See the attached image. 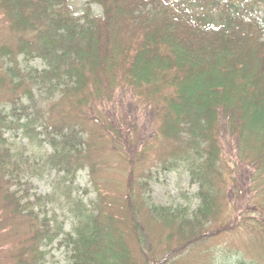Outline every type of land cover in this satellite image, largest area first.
Returning a JSON list of instances; mask_svg holds the SVG:
<instances>
[{
	"label": "trees",
	"instance_id": "obj_1",
	"mask_svg": "<svg viewBox=\"0 0 264 264\" xmlns=\"http://www.w3.org/2000/svg\"><path fill=\"white\" fill-rule=\"evenodd\" d=\"M71 2L0 0L1 209L27 223L11 258L42 264L63 235L65 264H264V0H85L81 15ZM120 92L156 111L162 166L188 174L196 204L154 202L145 155L105 116ZM56 109L82 123L49 124ZM101 139L127 146L120 198L101 177ZM84 168L90 203L73 198ZM52 170L53 194L33 191ZM61 197L70 231L49 215Z\"/></svg>",
	"mask_w": 264,
	"mask_h": 264
},
{
	"label": "rangeland",
	"instance_id": "obj_2",
	"mask_svg": "<svg viewBox=\"0 0 264 264\" xmlns=\"http://www.w3.org/2000/svg\"><path fill=\"white\" fill-rule=\"evenodd\" d=\"M72 7L77 13L81 15L84 10L85 0H71ZM95 11L101 13L102 9L99 6H95ZM6 24L0 23V44L4 42L6 38ZM42 62L38 59L32 61V65L43 67ZM45 113L51 117L52 124L57 127H62L66 123L60 116V110L54 111L45 110ZM105 116L117 123L122 129L125 136L124 140L130 145V151L139 152L140 156L145 155L143 162H146L147 173L143 175L144 178H148L152 185V197L154 202L162 205H188L196 204L195 193L197 192V186L191 182V178L187 173L180 170H168L162 166V160L168 157L170 152V146L166 143L156 144L154 146V134L156 133L160 120L156 111L137 100L131 92H120L115 99L114 103H111L109 110L105 112ZM102 114V121H106V117ZM80 120H70L69 124H81ZM68 124V126H69ZM53 126V127H54ZM41 129H38L40 132ZM51 131H53L51 129ZM12 139L18 141L24 140L22 133L19 132H7ZM41 137H44L41 135ZM125 141V142H126ZM122 145L119 142L109 140H99L97 146V152L99 154V160L101 163V177L104 180L109 181V189L120 198L126 179L129 173V160L126 154L122 150ZM148 154V156H147ZM153 159V160H152ZM244 173H248V169L244 168ZM150 175V176H149ZM241 178H245L243 172H240ZM57 176L55 170L35 175L32 178L33 191L41 195L53 194V183ZM91 180L89 175V169L84 168L78 172L74 189V199H84L86 202H91L95 198L96 194L91 187ZM59 202L53 201L48 205L50 210L49 215L59 216L58 220L64 223L66 231L72 229L73 219L69 211L71 206L69 202H66V197H61ZM1 197H0V264H16L14 259L11 258V253L18 249L15 245L21 241L23 234L26 230L27 223L20 217H9L8 214L3 213L1 209ZM53 209H55L53 211ZM3 220V223L1 222ZM10 226V229L5 228ZM63 235L56 239L54 242L45 245V258L42 264H65L69 254L70 248L63 243ZM224 246H221L220 249ZM227 245L226 250H228ZM233 249V247H230ZM236 249H239L236 245Z\"/></svg>",
	"mask_w": 264,
	"mask_h": 264
}]
</instances>
